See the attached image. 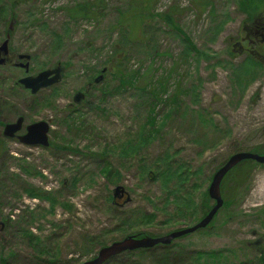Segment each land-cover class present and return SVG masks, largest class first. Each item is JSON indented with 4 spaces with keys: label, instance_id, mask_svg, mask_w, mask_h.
Listing matches in <instances>:
<instances>
[{
    "label": "rangeland",
    "instance_id": "374dc122",
    "mask_svg": "<svg viewBox=\"0 0 264 264\" xmlns=\"http://www.w3.org/2000/svg\"><path fill=\"white\" fill-rule=\"evenodd\" d=\"M258 1L0 0V45L7 40L12 54H0L11 61L0 68V132L20 117L19 136L37 122L49 126L46 148L0 138L5 264H33L36 249L56 264H82L131 234L158 238L190 227L202 218L211 178L230 156L264 154V0ZM77 6H85L87 18L71 17ZM248 59L262 69L238 85L234 70ZM55 67L62 80L36 95L16 84ZM210 119L213 127L205 124ZM165 156L194 173L178 182L190 193L192 216L191 206L176 216L184 189L175 194L183 205L174 196L166 203L153 175ZM253 163L223 182L224 206L208 228L168 249L125 252L106 264H200L198 252L264 264V165ZM104 165L118 178L108 181ZM117 187L121 198H114ZM140 214L155 219L144 223Z\"/></svg>",
    "mask_w": 264,
    "mask_h": 264
},
{
    "label": "water",
    "instance_id": "95a60500",
    "mask_svg": "<svg viewBox=\"0 0 264 264\" xmlns=\"http://www.w3.org/2000/svg\"><path fill=\"white\" fill-rule=\"evenodd\" d=\"M0 53L6 55L8 53L7 40L0 45ZM19 60L29 61V56H19ZM1 63V62H0ZM25 70L28 64L22 66ZM61 67H55L54 69L44 70L39 72L35 76H27L18 80V84L23 89L28 90L31 95H35L42 89L49 88L58 84L61 81ZM102 78L95 79V83H98ZM82 99L80 94H76L74 98L75 103H79ZM23 124V118H18L14 123L5 125L4 136L7 138H13L18 133ZM49 126L45 122H37L27 126L26 133L22 136H18L20 144L28 147L42 146L46 148L48 146L47 134ZM254 162L259 165H264V154L256 153H237L232 156L213 174L211 182L207 188L208 198L213 202L208 212L194 225L182 229H177L169 232L165 236L153 238V237H135L127 236L120 241L113 242L105 247H102L96 254V256L82 264H106L111 259L125 253L135 252L138 250H148L158 245L169 246L175 240L182 237L193 234L199 230H203L209 227L215 218L217 212L223 207V199L221 197V183L226 175L231 172L235 167L243 162ZM125 194L122 187H117L114 190V198H121ZM129 201L128 198L126 202Z\"/></svg>",
    "mask_w": 264,
    "mask_h": 264
},
{
    "label": "trees",
    "instance_id": "16d2710c",
    "mask_svg": "<svg viewBox=\"0 0 264 264\" xmlns=\"http://www.w3.org/2000/svg\"><path fill=\"white\" fill-rule=\"evenodd\" d=\"M247 3L250 1L251 3H253V1L255 2L256 0H245ZM261 2L258 1L257 5ZM205 5V3L203 4V6ZM206 7V6H205ZM86 9L85 6H77L75 8H73L72 10H70V15L72 18H87V13H86ZM179 35H180V39L182 40V33L180 32V30L178 31ZM53 37L59 41V37L57 35H53ZM189 50L192 52V49L189 47ZM187 55H185L186 57ZM251 65L254 66H261V63L259 62H255L252 61L250 59L247 60ZM100 73H103L102 71ZM122 84V83H121ZM55 95V94H54ZM155 120L152 116H149L147 118V123L148 124H154ZM254 153V152H253ZM256 154H259L258 152H255ZM160 164H162L164 167L162 169H157V172L154 173L153 175L155 177V179L160 180V184H162L163 186H161L164 190L165 184L167 182H171L173 180H175L177 183H181L184 182L185 178H183L184 176L179 175V168H173L172 166L169 165V158L168 156L163 157L161 160L158 161ZM252 164L253 162L247 161V162H243L240 165H238L237 167H235L231 172H229L226 177L223 179L221 185L223 184V182L226 180V178L233 173L238 167H240L241 165L244 164ZM254 164V163H253ZM100 172L106 176V179L108 181H111V179H117L118 178V174L116 173V171L113 169H111V167L109 165H104L103 167L100 168ZM193 174H190V176ZM181 185V184H180ZM182 188V187H180ZM31 193V192H29ZM32 194V193H31ZM35 195V194H34ZM33 195V196H34ZM172 195L174 196V201L176 206H178V204L183 205V202L179 203L178 202V198L175 196V194L172 193ZM183 196L186 197L185 201V205L183 207H180L179 209H177L176 211V216H183V209H185V211L191 206L190 211L187 215L188 216H192L195 213V208L192 207V201L190 200V193L188 190H185V192L183 193ZM204 197V202L202 203V210H203V215L202 217L208 212V210L210 209V205H209V199H208V195L207 192L205 193ZM206 200V202H205ZM47 201L53 205L54 204V200L52 199H47ZM224 206V204H223ZM142 221L144 223H148V222H153L155 219V216L153 215H147V214H141L140 215ZM186 217V216H185ZM170 219L172 220V218L170 217ZM201 219V218H200ZM199 220V219H198ZM169 221V220H168ZM142 222V223H143ZM213 223V222H212ZM211 223V224H212ZM210 224V225H211ZM209 225V226H210ZM129 236H135V237H145L147 236L144 233H136V234H131ZM25 237L27 239V241L29 242L30 245H36V243L38 242V240L36 238H33V236H31L29 233L25 234ZM127 237V236H126ZM172 245V243L170 244ZM169 245V246H170ZM169 246H166V249H168ZM36 249V248H35ZM36 254L34 255V259H33V264H56V262L54 261V259L50 258V257H46L48 254L44 249H36L35 250ZM136 252H139L141 254H144L146 252V250H138ZM196 257V262L199 263L200 260V264H233L231 263V259H230V254H225L224 252H216V253H205V252H198L195 255ZM47 258V261L44 259ZM5 258H1L0 259V264H5Z\"/></svg>",
    "mask_w": 264,
    "mask_h": 264
},
{
    "label": "bare ground",
    "instance_id": "6f19581e",
    "mask_svg": "<svg viewBox=\"0 0 264 264\" xmlns=\"http://www.w3.org/2000/svg\"><path fill=\"white\" fill-rule=\"evenodd\" d=\"M261 69H262V66H254V65H251L247 60L243 61L234 70V77H235L236 83L238 85H241L243 82H245L248 79H254L257 76L258 71L261 70ZM150 115H151V113H150ZM205 124L206 125H209V126H212V127L214 126V124L212 123V120L211 119L210 120H206L205 121ZM168 158H169V161H170L169 162V165L170 166H172L173 168L180 167L179 168V175L184 176L183 177V178H185L184 181H188L190 179V174H193L194 175V173H190V169H189V167L187 165H185V164L183 165V164L177 163L175 160H173V158L171 156H168ZM182 185L183 184H181V185L178 184V186H176L175 187V190H174V183L167 182L165 184V187H164V196L167 199L166 200V203H168V200L170 201L169 198L171 196H173L172 193L173 194H176L178 191H179L180 194L182 193V190L185 188V185H183V186ZM161 186H163V185L161 184ZM181 186H182V188H180ZM29 190H30L31 193H36L35 191H33L31 189H29ZM184 192H185V189H184ZM49 198L52 199V200H54L52 197H49L48 196V199ZM173 201H174V199H173ZM140 215H137V216H140ZM149 215H153V214H149ZM137 216H135V217H137ZM153 216H155V215H153Z\"/></svg>",
    "mask_w": 264,
    "mask_h": 264
},
{
    "label": "flooded vegetation",
    "instance_id": "af4514ba",
    "mask_svg": "<svg viewBox=\"0 0 264 264\" xmlns=\"http://www.w3.org/2000/svg\"><path fill=\"white\" fill-rule=\"evenodd\" d=\"M7 49H8V48H7ZM0 54H1V53H0ZM2 54H3V53H2ZM9 54H10V53L8 52V53L5 55V57H6V56H9ZM11 55H12V54H10V56H11ZM0 56H2V55H0ZM5 57H4V58H5ZM0 61L3 62V64H0V68H2L3 65H5V66L8 65V63L11 62V61H9L8 59H7L6 61H5V59H4V61H3V58H1V57H0ZM14 64H15V63H14ZM14 64H12V65H14ZM62 73H63V72H62ZM62 73H61V80H62ZM94 81H95V80H94ZM16 84H18V82H17ZM29 93H30V92H29ZM84 93H85V94H82V95H81V96H82V99H81V101H80L79 103H81V102L85 99L86 92H84ZM36 94H37V93H36ZM36 94H35V95H36ZM11 95H12V94H11ZM74 98H75V97H74ZM73 101H74V99H73ZM23 123H24V119H23ZM5 125H6V124H5ZM5 125H4L3 128H2V132H0V138L3 137V138H5V139L16 140V141H18V138H17V137L19 136L18 133H19L20 131H22V129H23V124H22V128H21V130H20L18 133H16V134L14 135V137L11 138V139L5 137L4 134H3V133H4V127H5ZM28 126H29V125H28ZM26 128H27V126L24 127L23 135L26 133ZM18 142H19V141H18ZM123 198H124V197H123ZM123 198H122V199H123ZM122 199H121V200H122Z\"/></svg>",
    "mask_w": 264,
    "mask_h": 264
}]
</instances>
